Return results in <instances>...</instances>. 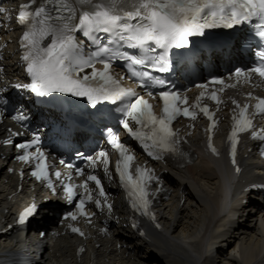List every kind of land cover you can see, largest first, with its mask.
<instances>
[{"label": "snow or ice", "instance_id": "obj_1", "mask_svg": "<svg viewBox=\"0 0 264 264\" xmlns=\"http://www.w3.org/2000/svg\"><path fill=\"white\" fill-rule=\"evenodd\" d=\"M5 9H0L4 12ZM16 21L25 29L21 37V46L25 49L22 60L27 62V73L30 74V84L17 85L30 89L39 95L53 92H70L76 96H83L95 107L102 101L116 103L125 98H135L124 104L120 111L124 112L140 127L133 130L128 120L123 121V127L129 135L140 141L148 155L155 154L159 159V151L177 152L178 141L176 133L171 128L172 121L178 115L196 118L194 111L187 107H178V102L187 104V97L179 93L161 91L159 96L163 100V108L160 115L153 111V106L139 96L134 89L123 88L118 79L111 73L112 59L127 61L126 68L131 77L139 81L141 87H153L163 85L164 80L154 76L151 70L158 72L168 71V50L173 47H184L189 44V37L203 35L204 29L224 26L232 28L242 23L259 21L255 26L257 35L264 38V0H29L21 4L16 15ZM81 32L91 46L96 47L95 52L86 53L85 45L81 44L75 33ZM109 34L107 41H101L97 33ZM45 41H48L45 43ZM121 42L127 44L130 49L139 50V55H129L120 52ZM111 44L113 47H109ZM162 50L153 56L148 53ZM110 54V55H109ZM258 62L249 72L238 70L237 77L250 78V73L258 74L264 78V49L257 54ZM102 62L103 70L97 69L95 63ZM86 68H91L90 74H84ZM213 83L223 84L222 80ZM200 87H207L201 85ZM151 95V93H149ZM204 94L201 93V96ZM251 96V93H249ZM211 98L221 103L215 92ZM199 107V97L197 98ZM239 107V106H238ZM248 105L240 108V116L233 117L235 124L232 128L229 140L232 143L233 163L237 146V134L252 128L253 122L247 116ZM258 114H264V98H257L255 105ZM212 119L213 114L205 106L200 109ZM2 115V114H0ZM21 119V117H16ZM216 121H212L214 128ZM111 144L119 151L120 159L116 161V171L124 187L128 189V195L132 199V208H141L147 213L149 206L148 192L145 188L147 180L155 179L146 168H138L135 177L131 172V162L135 159L120 137L109 130ZM253 137H259V133L253 132ZM40 143L39 137H35L29 143L19 145L20 149H27ZM213 152L216 148L211 144ZM105 166L109 163L106 152L99 153ZM35 158L37 161L32 175L37 179H48L46 157L39 148L34 153L25 152L18 159L28 162ZM95 163V158L89 157ZM63 163V161H61ZM72 168L73 165H68ZM238 170V169H237ZM80 175H84L83 169H77ZM60 173L56 176L59 178ZM71 179V176L68 177ZM88 180L100 185V195L104 196V188L96 176H89L81 185L67 184L65 191L67 199L71 202L76 195L77 187L83 188L85 198L78 205L80 215L87 216L85 212V200H92L88 190ZM48 185L55 191L50 179ZM95 204L99 207L100 201ZM109 204L108 208L111 209ZM37 211L35 204L30 205L20 216V222ZM72 220L77 218V213H69ZM154 218V217H153ZM90 222V221H89ZM73 232L84 235L79 228L73 227Z\"/></svg>", "mask_w": 264, "mask_h": 264}, {"label": "bare ground", "instance_id": "obj_2", "mask_svg": "<svg viewBox=\"0 0 264 264\" xmlns=\"http://www.w3.org/2000/svg\"><path fill=\"white\" fill-rule=\"evenodd\" d=\"M199 143L196 138L197 147ZM7 161L8 157L3 159L0 155L2 228L6 226L3 220L11 222L16 205L7 200V190L15 188L14 176L5 174ZM244 164L245 169L235 178L226 163L211 160L199 151L194 164L180 170L188 183L186 190L193 192H187L182 205L177 200L161 208L163 231L151 232L144 240L135 242L117 233L115 244L94 249L93 256L99 264H264V215L256 202L243 204L248 195L244 188L264 180V162L252 153L244 158ZM52 204L59 206L57 201ZM49 209L41 206L44 212ZM45 219L48 221L51 216H38L36 222L43 223ZM34 243L22 229L0 235V264H26L32 258L34 264H88L90 259L86 255L80 263L75 262L72 238L59 240L52 253L43 245L38 256ZM118 244L126 247L120 250Z\"/></svg>", "mask_w": 264, "mask_h": 264}]
</instances>
